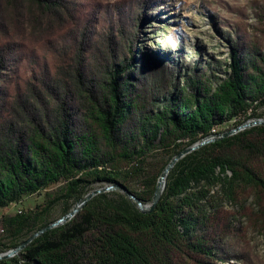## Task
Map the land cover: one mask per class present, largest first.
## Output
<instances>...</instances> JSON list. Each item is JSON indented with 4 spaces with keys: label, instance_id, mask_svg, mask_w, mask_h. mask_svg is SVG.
<instances>
[{
    "label": "trees",
    "instance_id": "trees-1",
    "mask_svg": "<svg viewBox=\"0 0 264 264\" xmlns=\"http://www.w3.org/2000/svg\"><path fill=\"white\" fill-rule=\"evenodd\" d=\"M165 5L0 0V212L63 184L46 193L42 210L3 219L13 249L51 225L58 202L78 203L98 185L131 191L155 153L172 161L264 107L257 41L240 33L227 40L225 78L192 68L195 57L181 73L178 60L144 50V30ZM142 187L131 192L152 204L157 182ZM249 188L264 222V125L179 159L152 212L121 189L98 194L0 264H251L225 205Z\"/></svg>",
    "mask_w": 264,
    "mask_h": 264
},
{
    "label": "rangeland",
    "instance_id": "rangeland-1",
    "mask_svg": "<svg viewBox=\"0 0 264 264\" xmlns=\"http://www.w3.org/2000/svg\"><path fill=\"white\" fill-rule=\"evenodd\" d=\"M103 1L111 5L119 0ZM165 4L159 19L144 30L142 46L145 51H155L161 56L178 60L181 73L188 69L190 60L195 57L196 62L192 68L209 69L217 76L225 78L229 63L227 40L235 33L264 46V0H165ZM157 28H160V33L156 32ZM198 50L202 52L201 59L197 58ZM255 119L264 120V107L258 111ZM238 123L233 120L220 126L215 134L230 131L239 126ZM148 162L147 178L130 183L131 191L140 192L145 179L154 180L158 184L164 170L171 163V156L167 153H155ZM62 186L63 184H57L41 193L25 197L18 206L14 204L2 210L0 217L5 219L14 216L18 214V210H42L46 193L55 196ZM107 186L109 185H98L94 190ZM76 204L73 201L67 205L58 202L49 211L48 220L51 224L57 222L67 215L65 206L72 210ZM225 205L231 212V220L236 230L235 241L248 253L251 264H264V222L256 204L255 192L250 188L243 190L235 202H227ZM32 235L24 239L29 240ZM0 243L4 245L0 255H4L13 250L15 242L6 232L5 236L0 237ZM239 264L247 263L240 260Z\"/></svg>",
    "mask_w": 264,
    "mask_h": 264
},
{
    "label": "water",
    "instance_id": "water-1",
    "mask_svg": "<svg viewBox=\"0 0 264 264\" xmlns=\"http://www.w3.org/2000/svg\"><path fill=\"white\" fill-rule=\"evenodd\" d=\"M260 125H264V120L263 119L250 120V121H248V122H246L244 124H241L240 126H237L236 128H234V129H232L230 131L225 132V133L207 137V138L201 140L200 142L196 143L192 147H190V148L184 150L183 152H181L180 154H178L171 161V163L167 166V168L164 170V172L162 174V177H161L160 181L157 184L152 204H150V205L143 204L137 198V196L134 193H132L128 189H126L124 187H121L120 185H117V184H112V185H109L107 187L94 190V191L90 192L85 198L80 200L76 204L74 209H72L62 219H60L57 222L49 225L44 230H41L38 233L34 234L29 240H27L25 243L20 245L18 248L9 251L7 254L0 255V260H7V259H10V258H13L15 255H17L20 251H22L27 245H29L40 234L44 233L47 230L53 229L55 227H58V226H60V225H62L64 223H66L67 221L71 220L75 215H77L82 210V208L88 203V201H90L94 196H96L98 194H101V193H106V192H111V191H114V190L121 189L131 199H133L138 204V207L140 208V210L142 212H144V213L152 212L157 207V204H158V202L161 199V196H162L163 191H164L165 186H166V178H167L169 172L172 170V168L175 166V164L177 163V161L179 159H181L185 155H187V154H189V153H191V152H193L195 150L200 149L201 147H203V146H205L207 144H210V143H213V142L217 141L218 139L227 138V137L235 135V134H237V133H239V132H241L243 130H246V129H249V128H252V127H255V126H260Z\"/></svg>",
    "mask_w": 264,
    "mask_h": 264
},
{
    "label": "built area",
    "instance_id": "built-area-1",
    "mask_svg": "<svg viewBox=\"0 0 264 264\" xmlns=\"http://www.w3.org/2000/svg\"><path fill=\"white\" fill-rule=\"evenodd\" d=\"M254 120H255V119H254ZM18 204H20V203H18ZM18 204H15V205L18 206ZM17 212H18V214H21V213L23 212V210H18ZM5 234H6V228H5V226L3 225V218L0 217V237L5 236Z\"/></svg>",
    "mask_w": 264,
    "mask_h": 264
}]
</instances>
